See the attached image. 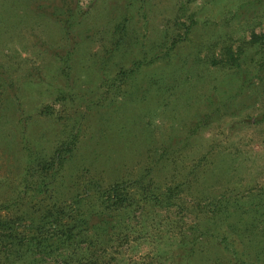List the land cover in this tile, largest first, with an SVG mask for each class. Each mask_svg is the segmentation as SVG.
Masks as SVG:
<instances>
[{"label":"rangeland","instance_id":"rangeland-1","mask_svg":"<svg viewBox=\"0 0 264 264\" xmlns=\"http://www.w3.org/2000/svg\"><path fill=\"white\" fill-rule=\"evenodd\" d=\"M183 1L0 0V194L22 170L24 138L49 154L77 118L65 192L144 176L172 197L118 221L130 237L107 264H238L264 246V45L248 44L264 35V9L196 0L180 19ZM69 10L87 13L66 36L56 19ZM177 18L197 24L171 49ZM241 47L237 73L225 62ZM67 53L69 71L55 58Z\"/></svg>","mask_w":264,"mask_h":264},{"label":"trees","instance_id":"trees-1","mask_svg":"<svg viewBox=\"0 0 264 264\" xmlns=\"http://www.w3.org/2000/svg\"><path fill=\"white\" fill-rule=\"evenodd\" d=\"M194 1L182 2L180 19L185 17L188 4ZM254 3L264 9V0H255ZM61 13L63 18H57L56 22L69 36L79 26V18L87 12L76 10L72 13L69 10L66 14ZM180 19L175 20L172 28V34H175L169 37L171 49L184 41L197 24L193 18H187L188 21ZM126 22L129 19L125 18L116 27L120 40L127 35ZM255 43L264 45V35L253 36L248 44L254 46ZM244 54L245 50L241 47L237 55L231 54L225 63L235 67L234 71L238 73L240 70L237 67L244 61ZM71 56L69 53L64 56L57 54L55 58L62 69H68ZM143 65L144 60H137L133 68L121 71L119 76L123 81V77L127 79ZM65 72L62 71V76ZM67 98H71V93L61 92V97L55 102L66 103ZM2 105L0 98V108ZM20 108L21 116L25 117L22 105ZM45 115L53 114L46 110ZM76 123L77 118H74L73 124L67 125L65 130H75ZM72 130L66 132L65 139L49 154H45L40 145L31 144L28 138H24L22 170L10 192L0 194V264H107L109 250L121 248L130 237L123 234L126 230L117 228L118 221L136 216L135 210H141L148 203L157 207L170 206L172 197L165 192L156 193L152 181L144 176L132 185L129 182L104 185L98 180H88L72 185V189L65 192L63 173L74 155L77 141V135ZM132 188L136 191L132 192ZM219 206L216 205L214 210L221 209ZM253 228V233L259 230L255 226ZM250 245L248 254L251 251L255 253V259L251 257V261H239L238 264H264L260 261L264 246L260 249ZM242 255L245 256L244 249ZM190 258H187L186 264H191Z\"/></svg>","mask_w":264,"mask_h":264}]
</instances>
